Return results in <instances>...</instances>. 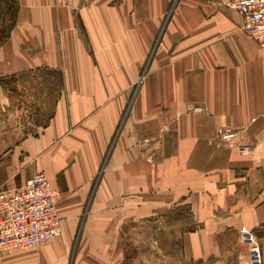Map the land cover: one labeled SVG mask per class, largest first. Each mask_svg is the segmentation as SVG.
Wrapping results in <instances>:
<instances>
[{
  "label": "crops",
  "instance_id": "0c3cea01",
  "mask_svg": "<svg viewBox=\"0 0 264 264\" xmlns=\"http://www.w3.org/2000/svg\"><path fill=\"white\" fill-rule=\"evenodd\" d=\"M14 1L0 73L61 91L34 133L0 132V188L44 172L61 234L0 264H108L153 226L184 261L254 264L244 228L264 264V48L237 0Z\"/></svg>",
  "mask_w": 264,
  "mask_h": 264
},
{
  "label": "rangeland",
  "instance_id": "374dc122",
  "mask_svg": "<svg viewBox=\"0 0 264 264\" xmlns=\"http://www.w3.org/2000/svg\"><path fill=\"white\" fill-rule=\"evenodd\" d=\"M15 12L14 0H0V43L8 36ZM59 76L58 72L46 69L0 73V132L18 129L22 136L44 125L61 91ZM51 78L56 81L52 82ZM171 220L169 218L168 222ZM174 233L175 230L168 227H124L123 243L116 250V260L108 264H206L184 261L179 246L169 240ZM241 243L245 252L250 251V246L243 240Z\"/></svg>",
  "mask_w": 264,
  "mask_h": 264
},
{
  "label": "built area",
  "instance_id": "2783aa9c",
  "mask_svg": "<svg viewBox=\"0 0 264 264\" xmlns=\"http://www.w3.org/2000/svg\"><path fill=\"white\" fill-rule=\"evenodd\" d=\"M226 5L241 14L242 30L264 48V0H237ZM232 135L221 134V138ZM58 199L57 190L44 172L34 173L19 187L0 188V255L58 238L61 234ZM241 236L250 246L252 263L260 264L261 251L254 235L243 228Z\"/></svg>",
  "mask_w": 264,
  "mask_h": 264
}]
</instances>
